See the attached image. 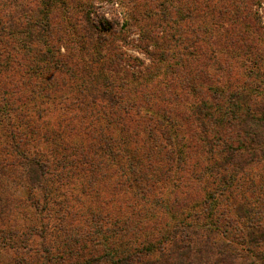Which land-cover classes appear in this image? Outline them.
Instances as JSON below:
<instances>
[{"label":"trees","instance_id":"trees-1","mask_svg":"<svg viewBox=\"0 0 264 264\" xmlns=\"http://www.w3.org/2000/svg\"><path fill=\"white\" fill-rule=\"evenodd\" d=\"M25 49L30 53V46ZM37 57L25 77L44 73V82H35L21 98V108L8 106L9 92L0 91V200L10 201L5 186L24 181L32 221L30 249L22 247L24 255L13 264H264V223L253 221L257 211L236 205L235 173L225 167H240L243 157L245 164L264 162L259 85L238 92L229 85L208 89L210 100L189 106L204 134L199 139L209 157L204 159L213 164L192 166L194 177L188 180L199 198L177 205L162 193L166 186L179 187L186 164L181 149L186 141L177 121L125 100L123 85L89 73L75 86L80 99L69 102L56 87L55 74L71 79L74 71H63L50 49ZM258 66L253 62L248 71L257 75ZM213 126H226L234 135L218 140ZM216 157L223 164L218 166ZM258 189L264 203V188ZM221 201L249 224L245 233L228 234L229 228H238L227 219L222 228L215 226ZM146 226L152 231L146 232ZM33 235L40 239L38 246Z\"/></svg>","mask_w":264,"mask_h":264},{"label":"rangeland","instance_id":"rangeland-1","mask_svg":"<svg viewBox=\"0 0 264 264\" xmlns=\"http://www.w3.org/2000/svg\"><path fill=\"white\" fill-rule=\"evenodd\" d=\"M263 1L0 0V91L9 92L8 106L24 104L21 98L35 87V82H44V73H39L38 78L25 77L29 74L27 67L33 68L37 56L46 49L60 60L63 71L76 74L71 79L61 72L55 74L56 87L69 102L80 99L75 86L81 80L78 78L88 73L95 79L105 78L114 86L123 85L125 100L146 105L177 121L187 145L181 148L187 155L186 164L179 187L171 190L166 186L162 193L169 203L187 205L199 198L196 185L188 180L194 177L192 166L213 164V159H204L209 158L199 140L204 134L188 108L210 100L208 89L226 85L237 92L259 85L255 90L264 92V76L258 80L259 74L264 75ZM30 36H36L37 41L32 42ZM29 46L30 53L25 49ZM253 62L259 65L257 75L253 69L248 71ZM212 128L218 140L234 135L226 126ZM187 142H193L195 148ZM216 160L218 166L223 164V158ZM240 161V167L225 165L235 173L231 189L235 188L236 205L241 204L252 213L257 211L253 221L259 218L264 223V203H260L258 189L264 188V162L245 164L244 157ZM26 189L24 181L20 186L8 184L5 194L9 190L10 201L0 200V264H13L24 255L22 247L30 249L32 221L25 203ZM217 207L212 219L217 228H222L227 219L238 228H229L228 234L247 231L249 224L239 220L232 207L222 201ZM145 231L151 232V227L146 226ZM32 240L38 246L40 239L36 235ZM210 258L212 262L216 260V256Z\"/></svg>","mask_w":264,"mask_h":264}]
</instances>
